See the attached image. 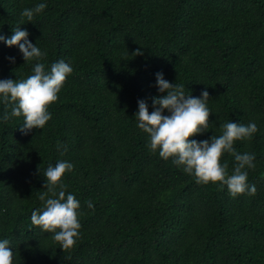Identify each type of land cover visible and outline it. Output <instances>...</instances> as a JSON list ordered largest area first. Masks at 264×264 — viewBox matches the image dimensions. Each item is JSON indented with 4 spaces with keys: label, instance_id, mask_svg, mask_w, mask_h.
Returning a JSON list of instances; mask_svg holds the SVG:
<instances>
[{
    "label": "trees",
    "instance_id": "1",
    "mask_svg": "<svg viewBox=\"0 0 264 264\" xmlns=\"http://www.w3.org/2000/svg\"><path fill=\"white\" fill-rule=\"evenodd\" d=\"M39 3L44 11L21 24ZM17 27L46 53L45 71L60 60L73 71L41 130L22 133L23 117L4 122L0 103V241L13 264H264V0H0V35ZM35 63L0 41V80L26 79ZM157 73L186 95L207 89L209 128L195 141L227 122L257 125L234 144L255 157L246 169L255 195L198 184L150 150L136 115L138 101L151 114L166 95ZM60 161L73 165L62 182L80 203L70 253L31 223L45 172ZM221 163L232 174L234 156Z\"/></svg>",
    "mask_w": 264,
    "mask_h": 264
},
{
    "label": "clouds",
    "instance_id": "2",
    "mask_svg": "<svg viewBox=\"0 0 264 264\" xmlns=\"http://www.w3.org/2000/svg\"><path fill=\"white\" fill-rule=\"evenodd\" d=\"M47 7L39 3L33 8H25L21 12L20 23L24 24L25 18L31 22L35 15L40 14ZM29 33L20 27L13 29L10 38L5 39L0 35V41L9 48L18 47L26 62L36 61L33 74L23 80H0V103L5 106L4 122L11 117H23L24 123L20 131L27 135L33 129H43L51 120L49 107L58 100L66 79L71 75L72 67L63 60L53 63L50 71H45L43 60L46 53L28 39ZM134 56L143 55L137 49ZM14 62V60H13ZM157 87L160 93H166L153 98V111H148L145 101H138V128L148 134L149 148L158 152L161 159L182 168L188 175H193L196 183L208 185L218 184L226 186L229 194L236 198L247 193L256 194L255 185L249 186L246 169H253L255 157L252 154L236 152L234 144L237 141L250 140L258 131L257 125L249 123L227 122L221 125L222 134L212 136L211 140L197 142L192 137L208 131L211 112L207 107L210 100L207 89L201 92L199 98L186 95L185 88L180 84H172L164 79L162 73L156 74ZM11 106L10 114L7 112ZM167 111L168 115H164ZM225 153L235 158L232 174L227 172V164H222L221 159ZM73 165L60 161L55 167L49 166L45 172L46 191L40 195L44 202L41 211H33L31 223L40 228L44 233L52 234V239L57 242L63 252H71L79 237L80 223L78 209L80 203L72 194L66 195V185L62 178L66 172H71ZM89 209L94 205L87 203ZM14 253L9 247L7 239L0 241V264H13ZM70 255L67 259H70Z\"/></svg>",
    "mask_w": 264,
    "mask_h": 264
}]
</instances>
